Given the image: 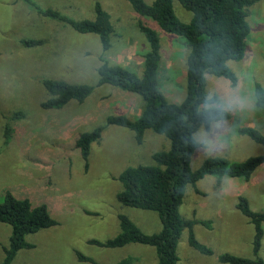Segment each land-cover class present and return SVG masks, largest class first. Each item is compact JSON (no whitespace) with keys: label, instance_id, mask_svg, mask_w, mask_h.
<instances>
[{"label":"rangeland","instance_id":"obj_1","mask_svg":"<svg viewBox=\"0 0 264 264\" xmlns=\"http://www.w3.org/2000/svg\"><path fill=\"white\" fill-rule=\"evenodd\" d=\"M96 2L111 15L115 28L106 53L97 35L80 34L69 25L41 17L36 9H53L76 21L94 20ZM173 4L177 17L189 22L192 13L179 0ZM141 21L160 33V88L169 102L180 104L187 93L188 52L183 42L140 17L126 0H0V202L10 191L17 198L30 199L34 206L46 204L57 221L56 226L29 235L27 241L34 247L21 250L12 264H117L127 258L133 264H156V250L149 246L107 249L90 244L115 238L120 233V214L146 234L162 230L157 213L118 201L123 190L119 177L129 167L155 165L153 155L168 150L170 141L147 131L139 145L131 130L107 125L110 116L139 117L144 101L136 94L99 85L102 58L142 76L149 44L139 29ZM248 22L251 34L245 58L229 63L238 85L207 76L209 97H217L231 119L196 133L201 147L192 158L193 170L210 158L244 162L264 154L263 146L238 132L252 127L264 134V113L254 97L255 84L264 87V1L249 8ZM24 40L44 43L26 47ZM45 79L87 84L94 91L84 103L71 101L61 109H45L42 105L50 97ZM6 126L11 128L8 143ZM101 126L102 137L92 145L86 168L76 140ZM197 188L198 192L187 188L180 212L184 219L198 221L196 238L214 254L206 256L193 249L185 231L178 245V264H223L219 256L225 253L254 258V226L236 206L243 196L253 211H264V166L249 181L208 176ZM202 222H211V228ZM11 235L12 228L0 223V264ZM77 253L95 263L80 261ZM260 256L264 260V237Z\"/></svg>","mask_w":264,"mask_h":264},{"label":"trees","instance_id":"obj_2","mask_svg":"<svg viewBox=\"0 0 264 264\" xmlns=\"http://www.w3.org/2000/svg\"><path fill=\"white\" fill-rule=\"evenodd\" d=\"M126 1L140 17L155 22L162 32L183 42L188 52L187 93L184 101L178 104L169 102L162 92L159 83L162 41L160 33L146 21L139 23V29L149 44L142 76L101 59L99 85H110L136 94L144 101V109L139 117L110 116L107 125L131 130L139 145L144 142L147 131H153L166 137L170 141V148L153 155L155 165L129 167L119 177L123 190L118 194V201L126 207L157 213L162 230L156 234H146L126 215L120 214V233L106 242L91 240L90 244L107 249L141 244L156 250V264H178L179 241L183 233L188 231L189 245L203 255L212 256L214 251L196 238L194 228L198 221L184 219L180 207L187 188L192 186L198 192L197 184L208 176L249 181L264 166L263 154L244 162L210 158L197 170L191 167L192 158L201 147L196 133L202 128L210 130L214 123L231 119V113L218 104V98L209 97L207 76L224 78L233 87L238 85V77L229 63L241 62L245 58L251 34L249 8L264 0H179L192 13L187 23L177 17L173 0H154L152 4L145 0ZM36 9L41 17L69 25L80 34L97 35L105 53L111 49L115 28L111 15L101 3L95 4L94 20L76 21L53 9ZM43 43L41 40L23 41L26 47ZM43 85L50 96L42 105L45 109H61L71 101L84 103L94 91L93 86L71 84L58 79H45ZM254 97L256 107L264 113V87L259 83L255 84ZM20 116L16 115L17 118ZM103 130L104 127H98L82 133L76 140V148L80 150L86 168L89 167L92 145L101 139ZM238 132L264 147V134L258 129L242 127ZM10 133L11 128L6 126V143L11 138ZM236 208L254 226V258L225 253L219 256V261L223 264H264L260 256L264 211H253L243 196L239 197ZM0 223L12 228L9 246L4 247L5 258L1 264H12L21 250L34 247L27 241L29 235L57 225L46 204L34 206L30 199L17 198L10 191L0 202ZM202 224L211 228V222ZM77 255L80 261L95 263L81 253ZM117 264H133V261L127 258Z\"/></svg>","mask_w":264,"mask_h":264}]
</instances>
